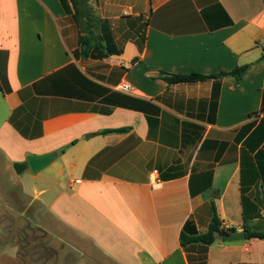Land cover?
<instances>
[{
    "label": "crops",
    "instance_id": "1",
    "mask_svg": "<svg viewBox=\"0 0 264 264\" xmlns=\"http://www.w3.org/2000/svg\"><path fill=\"white\" fill-rule=\"evenodd\" d=\"M84 7L0 0V264H189L180 231L204 232L212 205L225 228L262 226L264 0ZM47 153L33 175L26 158ZM206 264H264V240H216Z\"/></svg>",
    "mask_w": 264,
    "mask_h": 264
},
{
    "label": "trees",
    "instance_id": "2",
    "mask_svg": "<svg viewBox=\"0 0 264 264\" xmlns=\"http://www.w3.org/2000/svg\"><path fill=\"white\" fill-rule=\"evenodd\" d=\"M64 3V0H60ZM73 11V17L75 20L82 21L83 17H86L85 4L86 0H70ZM67 12L68 8L66 7ZM81 35L80 38V54L86 56L92 46V31L88 25V22L81 23ZM264 59V54L259 60ZM249 65L237 66L231 71L222 72L213 75H202L200 73L191 72L187 74H172L163 75V79L168 84H184V83H196L209 79H218L224 76H231L235 79H241L248 71ZM115 132H124L125 129L114 130ZM26 165L21 163L14 164L16 172L20 173L25 169ZM242 231L245 232L246 240L260 239L264 240V224L262 226H250L247 224V219L244 217L242 225ZM235 228H225L222 225V221L219 219L215 212L214 205H212V214L207 229L204 232H198L192 221H187L179 234V244L184 250L187 256L189 264H206V249L210 245L216 242L219 235H226L229 233H235Z\"/></svg>",
    "mask_w": 264,
    "mask_h": 264
},
{
    "label": "water",
    "instance_id": "3",
    "mask_svg": "<svg viewBox=\"0 0 264 264\" xmlns=\"http://www.w3.org/2000/svg\"><path fill=\"white\" fill-rule=\"evenodd\" d=\"M55 153H47L44 155L38 156H28L26 158L27 165L33 175L44 170L48 167L55 159ZM246 239V235L244 231L229 233L226 235H219L217 240L226 241V242H239Z\"/></svg>",
    "mask_w": 264,
    "mask_h": 264
},
{
    "label": "built area",
    "instance_id": "4",
    "mask_svg": "<svg viewBox=\"0 0 264 264\" xmlns=\"http://www.w3.org/2000/svg\"><path fill=\"white\" fill-rule=\"evenodd\" d=\"M131 89L130 85L127 84L126 82H121L116 86V90L121 91V92H128ZM157 171H152L151 176L149 178L150 183L153 186H159L160 185V180L157 177Z\"/></svg>",
    "mask_w": 264,
    "mask_h": 264
}]
</instances>
